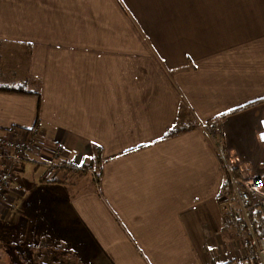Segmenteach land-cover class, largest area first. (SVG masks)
<instances>
[{
  "label": "crops",
  "instance_id": "1",
  "mask_svg": "<svg viewBox=\"0 0 264 264\" xmlns=\"http://www.w3.org/2000/svg\"><path fill=\"white\" fill-rule=\"evenodd\" d=\"M260 98L264 0H0V264H254L225 180L264 174Z\"/></svg>",
  "mask_w": 264,
  "mask_h": 264
},
{
  "label": "built area",
  "instance_id": "2",
  "mask_svg": "<svg viewBox=\"0 0 264 264\" xmlns=\"http://www.w3.org/2000/svg\"><path fill=\"white\" fill-rule=\"evenodd\" d=\"M206 128L212 137L219 142V148L224 153L222 143L223 128L220 118L211 119L206 124ZM28 142L21 138L6 137L0 140V158L7 157L16 162L25 156ZM13 171L11 168H0V201L8 200V193L11 187ZM236 184V181L233 180ZM237 206L231 201L226 203L225 209L228 213L235 212L237 218L242 220L246 227L248 255L254 264H264V235L259 231L264 230V223L259 214L254 215V211L264 210V174L250 178L240 185H236ZM257 261V262H256Z\"/></svg>",
  "mask_w": 264,
  "mask_h": 264
},
{
  "label": "trees",
  "instance_id": "3",
  "mask_svg": "<svg viewBox=\"0 0 264 264\" xmlns=\"http://www.w3.org/2000/svg\"><path fill=\"white\" fill-rule=\"evenodd\" d=\"M1 89L11 90V88H9V87H2ZM263 100H264V98H260V99H257L255 101L249 102L247 104H244V105H241V106H237V107L231 109L229 112L230 113L236 112V111H238V110H240V109H242L244 107L256 104V103L261 102ZM191 126H192V124H190L189 122L188 123H181V124L177 125L176 128L168 130L167 133L163 136V138H168V137L174 136L176 134L182 133L183 131H186L187 129H189ZM235 174H236V172H235ZM225 191H226V193H228V195L230 197L234 196V193H235L234 181H233L232 177L229 175V173L227 174V178L225 180ZM257 214L260 215V217H261L260 219H261L262 223H264V210H263V213H260L259 209L255 210L254 211V215H257ZM232 220L234 221L236 219L232 218ZM243 227L245 228L244 225H243ZM259 234L260 235H264V230L261 229L259 231Z\"/></svg>",
  "mask_w": 264,
  "mask_h": 264
},
{
  "label": "rangeland",
  "instance_id": "4",
  "mask_svg": "<svg viewBox=\"0 0 264 264\" xmlns=\"http://www.w3.org/2000/svg\"><path fill=\"white\" fill-rule=\"evenodd\" d=\"M236 181V184L234 183V186H235V193H234V196L233 197H230L229 195L227 196V199L225 200V206H226V203L231 201L233 203L234 206H237V197H236V189H237V186L236 185H239V182L237 180ZM240 220V219H239ZM241 223L245 226V224L242 222V220H240Z\"/></svg>",
  "mask_w": 264,
  "mask_h": 264
}]
</instances>
